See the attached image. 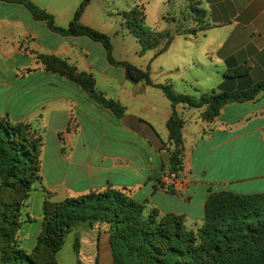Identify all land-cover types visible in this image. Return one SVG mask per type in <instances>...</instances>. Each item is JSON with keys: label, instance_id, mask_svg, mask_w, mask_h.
Masks as SVG:
<instances>
[{"label": "crops", "instance_id": "crops-1", "mask_svg": "<svg viewBox=\"0 0 264 264\" xmlns=\"http://www.w3.org/2000/svg\"><path fill=\"white\" fill-rule=\"evenodd\" d=\"M30 1L67 28L76 1L83 0ZM184 2L197 11L187 28L160 33L172 36L170 46L157 56L165 41L149 55L144 52L147 62L136 67L149 69L154 84L171 85L175 93L196 99L264 81V0ZM91 4L81 23L101 31L88 18ZM130 36L135 38L129 31ZM112 45L114 59L128 61ZM42 56L91 75L96 90L124 108L122 115L99 104L80 84L48 71ZM240 69L248 73L234 76ZM207 109L173 108L162 90L131 83L123 68L109 62L102 43L55 33L25 6L0 1V114L42 138L40 175L53 198L126 190L145 205L147 215L156 210L182 216L186 228L197 233L210 193L264 194V92L252 101L226 104L213 120L205 118ZM174 110L185 122L183 185L167 192L159 182L170 168L168 150L174 145L167 124ZM21 220L16 244L31 255L42 216ZM36 222L40 226L33 228ZM70 234L74 241L66 256L65 245L58 253L57 264H115L107 225L82 224Z\"/></svg>", "mask_w": 264, "mask_h": 264}, {"label": "trees", "instance_id": "trees-1", "mask_svg": "<svg viewBox=\"0 0 264 264\" xmlns=\"http://www.w3.org/2000/svg\"><path fill=\"white\" fill-rule=\"evenodd\" d=\"M25 6L38 21L63 36H87L100 42L108 53L109 62L125 70L134 84L145 82L164 92L173 108L184 104L189 108L208 107L207 120L218 117L223 106L233 102L254 100L264 92V81L244 91L212 93L196 99L174 92L171 85L154 84L149 69L143 70L128 61L113 57L111 37L81 23L92 0H83L67 28L57 25L55 17L30 0H0ZM197 12V11H196ZM199 14L204 15L203 11ZM123 26L140 42L141 54L172 42V36L145 30L144 11L133 9L120 14ZM48 71L59 73L80 84L102 106L121 116L124 108L108 101L96 90L91 75L79 73L73 66L56 57H41ZM248 71L235 70L234 76ZM183 118L174 110L167 126L174 147L168 150L170 172L183 171ZM42 138L31 133L30 126L13 125L0 114V264H57L56 257L67 236L82 224L93 227L105 224L115 264H264V194L243 196L232 192L210 193L204 224L197 233L185 226L182 216H161L154 210L149 215L145 205L134 200L126 190L107 189L54 203L52 194L42 185ZM165 174V173H164ZM42 186L46 201L42 233L33 254L16 244L22 224V209L27 206L34 185ZM162 188L161 183L159 182ZM169 192H175L171 190Z\"/></svg>", "mask_w": 264, "mask_h": 264}, {"label": "rangeland", "instance_id": "rangeland-1", "mask_svg": "<svg viewBox=\"0 0 264 264\" xmlns=\"http://www.w3.org/2000/svg\"><path fill=\"white\" fill-rule=\"evenodd\" d=\"M76 2L75 8L77 9L82 1ZM91 2L88 16L90 22L95 24L101 32L108 33L112 44L116 47L118 56L126 58L133 65L142 64V61L143 63L147 62V56L141 57L139 49H142V46L132 36L128 37L129 31L123 26L121 13L130 12L133 9H137L139 12L144 11L145 30L157 34L164 33L168 28L172 32L187 28L188 18L195 16L196 13L188 7L184 0H92ZM147 51V55H149V50ZM237 148L241 149L242 147ZM28 201L27 207L22 209L21 217L28 220L30 217L38 219L42 216L43 221L46 198L41 185L38 183L34 185V190ZM52 201L54 203L61 202L59 196L53 198ZM31 226L38 228L40 222L33 223ZM73 241L74 236L69 234L62 255H67Z\"/></svg>", "mask_w": 264, "mask_h": 264}, {"label": "built area", "instance_id": "built-area-1", "mask_svg": "<svg viewBox=\"0 0 264 264\" xmlns=\"http://www.w3.org/2000/svg\"><path fill=\"white\" fill-rule=\"evenodd\" d=\"M180 173L167 171L161 178L160 183L164 191L178 190L183 185Z\"/></svg>", "mask_w": 264, "mask_h": 264}]
</instances>
